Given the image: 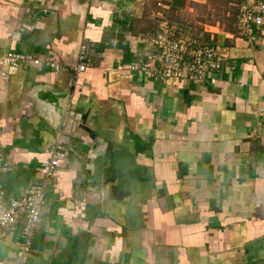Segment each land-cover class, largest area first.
<instances>
[{
	"label": "crops",
	"instance_id": "crops-1",
	"mask_svg": "<svg viewBox=\"0 0 264 264\" xmlns=\"http://www.w3.org/2000/svg\"><path fill=\"white\" fill-rule=\"evenodd\" d=\"M209 2L0 0V52L64 68L0 76L6 196L38 182L50 146L68 154L26 264H264V29L241 32L243 0ZM163 22L214 47L221 69L162 79L150 57ZM81 46L89 67L75 74ZM145 64L153 74L131 69ZM67 89L57 131L35 92ZM20 231L0 230V264H14Z\"/></svg>",
	"mask_w": 264,
	"mask_h": 264
},
{
	"label": "built area",
	"instance_id": "built-area-1",
	"mask_svg": "<svg viewBox=\"0 0 264 264\" xmlns=\"http://www.w3.org/2000/svg\"><path fill=\"white\" fill-rule=\"evenodd\" d=\"M238 26L241 32L253 40L255 29H264V0H243L238 10ZM179 30L166 22L161 23L153 40L157 52L150 58L158 65L162 79H188L202 82L210 74L221 69L220 60L214 47L199 45L194 40L177 37ZM23 65L45 66L53 72L64 68L57 62L46 58L39 60L28 53L0 52V76L7 80L9 75ZM89 67L86 50L81 46L76 55L75 74ZM132 70L153 74L145 65L132 66ZM49 158L40 166L38 182L15 197H7L0 184V230L8 232L18 225L21 227L20 242L14 264H26L32 252L33 238L41 215L46 206V194L52 187L60 162L67 158V151L54 144L48 149ZM7 171V168H4Z\"/></svg>",
	"mask_w": 264,
	"mask_h": 264
},
{
	"label": "water",
	"instance_id": "water-1",
	"mask_svg": "<svg viewBox=\"0 0 264 264\" xmlns=\"http://www.w3.org/2000/svg\"><path fill=\"white\" fill-rule=\"evenodd\" d=\"M69 92V89L63 93H55L50 90H38L35 92L37 110L41 117L48 121L57 131L67 115Z\"/></svg>",
	"mask_w": 264,
	"mask_h": 264
},
{
	"label": "rangeland",
	"instance_id": "rangeland-1",
	"mask_svg": "<svg viewBox=\"0 0 264 264\" xmlns=\"http://www.w3.org/2000/svg\"><path fill=\"white\" fill-rule=\"evenodd\" d=\"M229 0H219V1H215V0H210L209 5L211 6V8H213L215 11L216 10H225V9H233L234 7H230L228 6L227 2ZM201 9V8H198ZM218 12V11H217ZM211 15V14H210ZM209 15V16H210ZM221 15V14H220ZM220 15H217V13L214 15L215 17H218Z\"/></svg>",
	"mask_w": 264,
	"mask_h": 264
},
{
	"label": "trees",
	"instance_id": "trees-1",
	"mask_svg": "<svg viewBox=\"0 0 264 264\" xmlns=\"http://www.w3.org/2000/svg\"><path fill=\"white\" fill-rule=\"evenodd\" d=\"M202 45H205V44H202ZM208 46H210V45H208Z\"/></svg>",
	"mask_w": 264,
	"mask_h": 264
}]
</instances>
